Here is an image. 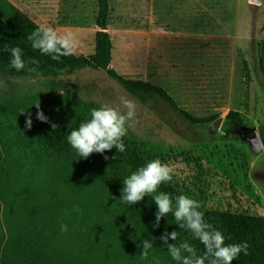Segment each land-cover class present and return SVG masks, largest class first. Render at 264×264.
I'll list each match as a JSON object with an SVG mask.
<instances>
[{"label":"rangeland","instance_id":"obj_1","mask_svg":"<svg viewBox=\"0 0 264 264\" xmlns=\"http://www.w3.org/2000/svg\"><path fill=\"white\" fill-rule=\"evenodd\" d=\"M3 2L72 32L77 55L91 57L99 31L112 46L104 69L55 78L0 72V220L15 223L16 238L28 224L39 229L34 236L54 237V264H178L159 239L173 216L154 228L151 196L120 200L123 180L155 159L182 176L193 164L212 166L237 189V204L264 217V149L245 138L256 129L264 141V0H0V22ZM121 96L136 103V122L115 159L59 153L25 127L38 103L66 127L104 104L125 112ZM160 192L170 196L162 185L152 195ZM8 238L0 229V243ZM144 239L153 244L147 259Z\"/></svg>","mask_w":264,"mask_h":264},{"label":"trees","instance_id":"obj_2","mask_svg":"<svg viewBox=\"0 0 264 264\" xmlns=\"http://www.w3.org/2000/svg\"><path fill=\"white\" fill-rule=\"evenodd\" d=\"M107 7V3L104 2L103 9L105 11ZM2 9L5 21L0 22V72L55 78L73 74L84 67L104 69L109 66L112 59V46L111 40L104 31L97 33L96 46L91 57L74 53L55 61L51 59V56L41 54L39 50L33 49L31 41L27 39L31 32L40 25L39 23L14 9L11 5L6 6L4 2ZM4 44L22 49V59L25 61L24 69L17 72L9 67L11 55L10 52L3 50ZM30 69H34V71ZM111 72L118 76L114 70ZM130 84L136 89L148 90L146 83L130 82ZM36 115L37 111L31 116V129L38 134L45 145L62 154L76 152L68 143L67 135L72 130L78 129L79 125L87 122V120H80L75 124L63 127L54 123L45 113L49 123L41 122L36 118ZM53 123L57 125V128H52ZM124 153L125 151L118 152L114 147L111 150H106L103 154L96 152L92 154L115 159ZM173 155L177 156V153ZM191 169L193 171L185 176L179 174V169H176V172L173 171L172 180L161 184L170 193L173 207H175L176 197L180 195L196 200L200 204L198 210L204 214L205 222L212 224L215 229L222 232L226 245L243 242H247L249 245V254L244 255L242 252L233 260L232 264H264V217L252 214L241 204H237L240 203L241 198L237 195V189L231 183H227L226 179L218 174L212 166L198 163L193 164ZM216 185L219 187L217 188ZM170 214L173 216L171 212ZM169 225L170 228L167 232H179L176 243L188 241L195 246L198 255H203V244L194 239L189 232L180 229L176 225L174 217ZM28 226L30 227L29 234L20 236L21 241L13 235L16 228L15 223L9 224L7 222L4 228L3 222L0 220V229L3 230V235L7 233L9 237L6 242L0 243V264L3 262L7 264H54L50 263L52 261L49 256L50 250L54 249V246L50 245L55 243L56 239L54 237L34 236L38 228H33L31 224ZM80 248L81 246L78 245L71 250L78 253ZM205 264H208V261Z\"/></svg>","mask_w":264,"mask_h":264},{"label":"clouds","instance_id":"obj_3","mask_svg":"<svg viewBox=\"0 0 264 264\" xmlns=\"http://www.w3.org/2000/svg\"><path fill=\"white\" fill-rule=\"evenodd\" d=\"M251 2V0H250ZM31 41V47L39 50L41 54L51 56V59L59 61L61 57H68L75 53L78 47V40L72 32L58 33L54 28L44 24L38 25L27 37ZM3 50L10 52L11 59L9 67L17 72L25 68V61L22 59V49L3 45ZM35 62V61H33ZM34 71V69H30ZM120 104L126 109L121 112L119 107L109 104L101 105L99 108L90 109L91 118L79 125L67 135L70 146L76 150L80 158H88L96 152L103 154L106 150L116 148L118 152L125 151L123 137L127 134L129 127L136 122V103L125 96L119 97ZM38 109L36 118L44 123H49L48 118L42 111H39V103L35 105ZM23 114V113H22ZM53 129L57 128L54 123ZM26 129H31L32 119L29 114L25 122ZM256 139L259 140V132L256 131ZM264 149V141L259 144ZM106 160L108 156L104 157ZM173 168L161 160L155 159L145 166L138 168L130 176L123 180L122 196L120 200L128 205H135L142 201L145 196H151L157 206L155 213L154 228H158L162 217L170 212L173 214L176 225L182 230L189 232L192 237L199 240L204 246L203 255H198L195 246L188 241L177 245L168 243L169 239L176 241L179 232L171 233L164 231L159 237L166 247L169 255L178 264H232L242 252L248 255L249 245L247 242L239 244H225V237L221 231L215 229L212 224L205 222L204 214L199 211L200 204L185 195H180L173 201L167 193L157 192L158 187L165 182L172 180ZM72 211L79 212L78 207ZM67 231V225L61 223V232ZM138 247H141L138 245ZM153 244L148 240L142 241L140 256L147 259ZM185 253L187 255H185Z\"/></svg>","mask_w":264,"mask_h":264},{"label":"water","instance_id":"obj_4","mask_svg":"<svg viewBox=\"0 0 264 264\" xmlns=\"http://www.w3.org/2000/svg\"><path fill=\"white\" fill-rule=\"evenodd\" d=\"M254 1L257 2L258 0H254ZM103 28H108V25L104 26ZM248 140L253 151L257 152L262 149L261 147H259V144L261 143L260 137L259 140L256 139V129H254L253 137L248 138Z\"/></svg>","mask_w":264,"mask_h":264},{"label":"flooded vegetation","instance_id":"obj_5","mask_svg":"<svg viewBox=\"0 0 264 264\" xmlns=\"http://www.w3.org/2000/svg\"><path fill=\"white\" fill-rule=\"evenodd\" d=\"M253 133H254V131H253ZM253 133H252L251 135H250V134L245 135V138L248 140V138L253 137V135H254ZM248 141H249V140H248Z\"/></svg>","mask_w":264,"mask_h":264}]
</instances>
